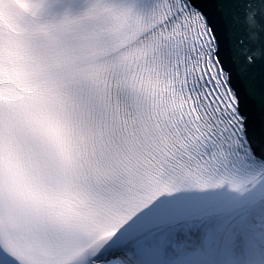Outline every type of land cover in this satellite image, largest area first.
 <instances>
[{
  "label": "snow or ice",
  "instance_id": "snow-or-ice-1",
  "mask_svg": "<svg viewBox=\"0 0 264 264\" xmlns=\"http://www.w3.org/2000/svg\"><path fill=\"white\" fill-rule=\"evenodd\" d=\"M0 264H264V0H0Z\"/></svg>",
  "mask_w": 264,
  "mask_h": 264
}]
</instances>
